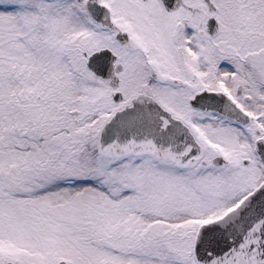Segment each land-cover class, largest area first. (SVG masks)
<instances>
[{
	"label": "snow or ice",
	"instance_id": "1",
	"mask_svg": "<svg viewBox=\"0 0 264 264\" xmlns=\"http://www.w3.org/2000/svg\"><path fill=\"white\" fill-rule=\"evenodd\" d=\"M0 264H264V0H0Z\"/></svg>",
	"mask_w": 264,
	"mask_h": 264
}]
</instances>
